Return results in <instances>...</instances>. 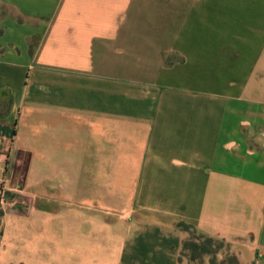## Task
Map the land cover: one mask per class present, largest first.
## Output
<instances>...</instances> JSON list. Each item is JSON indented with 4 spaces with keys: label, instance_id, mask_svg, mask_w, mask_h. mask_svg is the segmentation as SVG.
Wrapping results in <instances>:
<instances>
[{
    "label": "crops",
    "instance_id": "crops-1",
    "mask_svg": "<svg viewBox=\"0 0 264 264\" xmlns=\"http://www.w3.org/2000/svg\"><path fill=\"white\" fill-rule=\"evenodd\" d=\"M0 7V264H264V0Z\"/></svg>",
    "mask_w": 264,
    "mask_h": 264
},
{
    "label": "rangeland",
    "instance_id": "rangeland-1",
    "mask_svg": "<svg viewBox=\"0 0 264 264\" xmlns=\"http://www.w3.org/2000/svg\"><path fill=\"white\" fill-rule=\"evenodd\" d=\"M8 11L5 8L0 7V15L7 14ZM254 81L256 87L260 90H264V69L255 70L254 71ZM258 102L256 101V104ZM262 108L264 109V98L262 100ZM256 119H259L256 117ZM262 120L263 118L260 117ZM25 200L22 198L21 194L11 193L5 190L4 193H0V231L3 234L4 229V217L6 214L17 211L23 212ZM196 234L198 232L196 231ZM189 232L186 233V239L184 241H189V243H193L195 245H201V240L197 237V235ZM169 237V236H168ZM2 239V235L0 237V241ZM156 240V239H155ZM158 245V243H157ZM174 246V245H171ZM179 247V243L175 245V249ZM218 244L211 245L207 248L209 253L205 254L199 251L197 254H193V252L187 248L182 251L181 260L187 262L188 264H209V262H213L214 264H235L234 260H237V251L232 248L230 243L223 241L222 247L219 249ZM152 264H168L166 261L157 260V262H153ZM239 264V263H237Z\"/></svg>",
    "mask_w": 264,
    "mask_h": 264
},
{
    "label": "trees",
    "instance_id": "trees-1",
    "mask_svg": "<svg viewBox=\"0 0 264 264\" xmlns=\"http://www.w3.org/2000/svg\"><path fill=\"white\" fill-rule=\"evenodd\" d=\"M177 228L180 229L181 231L185 232V233H189V232H192L194 234H196V231L195 229L188 225V224H185V223H178L177 225ZM2 233L0 231V237H1ZM197 237L201 240V245H195V244H191L189 243V241H184L183 244H182V249H181V253H180V257H179V260H181V256H182V251L189 248L193 254H197L199 251L207 254L209 253L207 251V248L211 245H214V244H218V248L220 249L223 245V240H218V239H214V238H211V237H208V236H205V235H202V234H196ZM234 263L237 264V260H234ZM191 264V263H190ZM209 264H214L213 262H209Z\"/></svg>",
    "mask_w": 264,
    "mask_h": 264
},
{
    "label": "built area",
    "instance_id": "built-area-1",
    "mask_svg": "<svg viewBox=\"0 0 264 264\" xmlns=\"http://www.w3.org/2000/svg\"><path fill=\"white\" fill-rule=\"evenodd\" d=\"M5 181L4 180H0V193H4L5 192Z\"/></svg>",
    "mask_w": 264,
    "mask_h": 264
}]
</instances>
